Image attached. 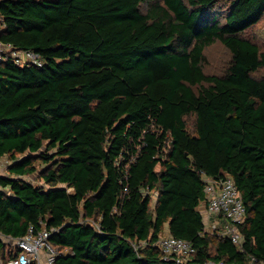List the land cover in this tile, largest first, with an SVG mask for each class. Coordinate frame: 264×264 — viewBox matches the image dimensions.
Here are the masks:
<instances>
[{
  "label": "trees",
  "instance_id": "trees-1",
  "mask_svg": "<svg viewBox=\"0 0 264 264\" xmlns=\"http://www.w3.org/2000/svg\"><path fill=\"white\" fill-rule=\"evenodd\" d=\"M0 13V40L43 62L0 64V161H14L0 254L45 228L70 251L56 264H185L156 246L166 232L192 262L264 264V47L243 36L264 0H0ZM217 42L231 61L207 74ZM227 176L242 245L203 234L206 179Z\"/></svg>",
  "mask_w": 264,
  "mask_h": 264
},
{
  "label": "built area",
  "instance_id": "built-area-1",
  "mask_svg": "<svg viewBox=\"0 0 264 264\" xmlns=\"http://www.w3.org/2000/svg\"><path fill=\"white\" fill-rule=\"evenodd\" d=\"M6 25L0 13V35ZM13 61L16 65H34L42 67L43 62L35 52H23L13 45L0 40V64ZM207 204L201 210L204 219L203 234H218L228 237L236 245H242L244 237L240 232V225L246 219V210L238 188L229 176L218 180L207 179L206 186ZM52 231L43 228L35 231L33 228L16 242L18 253L10 258L6 264H56L59 257L69 254V250L61 251L50 243ZM164 253V259H175L177 263L189 264H224L223 262L207 261L192 262L196 253L195 248L188 241L177 239L166 233L155 243ZM144 246L147 244L144 243ZM256 260L252 259V263Z\"/></svg>",
  "mask_w": 264,
  "mask_h": 264
},
{
  "label": "rangeland",
  "instance_id": "rangeland-1",
  "mask_svg": "<svg viewBox=\"0 0 264 264\" xmlns=\"http://www.w3.org/2000/svg\"><path fill=\"white\" fill-rule=\"evenodd\" d=\"M228 7V3L226 4V8ZM226 9L222 6V11L225 14ZM223 21V19H221ZM247 39H250L260 46L264 47V18L262 21L255 26L254 28L248 30L246 34H244ZM206 62L204 66V72L212 75H222L225 73L230 61H231V53L230 51L224 47L220 42L215 43L214 45L207 48L205 51ZM259 75H264V72L259 73ZM189 123L192 124L193 120L188 119ZM22 156H18L17 158H21ZM13 159L6 156L0 161V175L7 176L8 169L13 164ZM38 172L43 170V164L40 162L36 163ZM37 175H29L25 176L24 179L35 184L41 185V182L37 179ZM207 181V179H206Z\"/></svg>",
  "mask_w": 264,
  "mask_h": 264
},
{
  "label": "crops",
  "instance_id": "crops-1",
  "mask_svg": "<svg viewBox=\"0 0 264 264\" xmlns=\"http://www.w3.org/2000/svg\"><path fill=\"white\" fill-rule=\"evenodd\" d=\"M206 204H202L200 206V210H202ZM5 243H7V250L4 254H0V264H3V259L8 258V254L10 251H13L16 247V242L11 238H4Z\"/></svg>",
  "mask_w": 264,
  "mask_h": 264
}]
</instances>
